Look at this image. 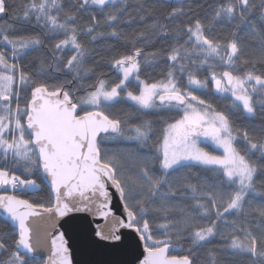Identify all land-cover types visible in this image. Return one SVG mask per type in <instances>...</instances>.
I'll use <instances>...</instances> for the list:
<instances>
[{"label":"snow or ice","instance_id":"snow-or-ice-1","mask_svg":"<svg viewBox=\"0 0 264 264\" xmlns=\"http://www.w3.org/2000/svg\"><path fill=\"white\" fill-rule=\"evenodd\" d=\"M166 3L0 0V19L12 12L0 23V188L37 190L39 173L52 197L0 195V264H72L64 234L40 226L70 213L102 220L93 243L127 245L128 264H264V0H212L210 19ZM217 23L232 31L209 35ZM111 38L127 49L103 60L115 81L90 47ZM161 64L160 79L141 78ZM124 101L130 111H107ZM164 112L179 118L159 132L142 119Z\"/></svg>","mask_w":264,"mask_h":264},{"label":"trees","instance_id":"trees-1","mask_svg":"<svg viewBox=\"0 0 264 264\" xmlns=\"http://www.w3.org/2000/svg\"><path fill=\"white\" fill-rule=\"evenodd\" d=\"M10 3H18L19 0H9ZM176 0H169V3L164 4V13L167 14L168 11L171 10L170 8V4L175 3ZM185 2V8H191L192 9V14L195 15L197 12L201 15V17L207 16L208 19L211 18V14L207 9V5L212 3V0H184ZM65 3L67 4V0H65ZM12 18V12L10 11L9 14L7 16H5L3 19H0V23H3L4 20H9L11 21ZM180 19H185L184 17H181ZM84 23L87 22V16L84 17V20L82 21ZM140 28V25L138 24H134L131 27H127L125 28V31L128 33L133 32L134 30H138ZM232 31V28L227 26V24L225 23H217L214 26V30L212 32L209 33V35L211 36H217L219 35L221 38H223L224 36H226L228 33H230ZM241 39L248 41L249 44L252 43L251 38L249 37L248 33L245 32H241L240 34ZM55 41H45V44H51L54 43ZM124 41L120 40V41H116L114 38H111L107 41H97L94 44L90 45V47L95 49L96 52V59H101V67L97 70V74H99L100 72H104L107 74V76L111 79V80H116V75L113 74V72L106 66L103 64V60H107L110 59L113 55L116 54V52H123L126 51L127 49L124 47ZM111 45L114 49L115 52H110L107 51V46ZM160 44L156 43L155 47H149L146 48L145 51L146 52H152L156 49H159ZM247 51H251V49H247ZM29 60L32 59V57L28 58ZM27 63V61H26ZM161 69H165L166 70V65L161 64L160 67L156 68V69H148L145 72H142L141 74V78L145 79L148 78L149 82H153L154 80L160 79V72ZM30 70H34V69H30ZM154 73V74H153ZM201 78H203V74L201 75ZM94 77L92 80H88L86 81V83H92L94 82ZM206 99H208L210 102L213 103V105L215 107H217L218 109H226L228 106V101L226 100H222L220 99L218 96L213 95L212 94V90L211 88L209 89L208 95L205 97ZM130 102L124 101V102H120L117 103L113 108L107 109L108 112L112 113V114H120L122 115L125 112L130 111V107H129ZM175 118H179L174 112H164L162 114H150L147 116H143L142 119H149V120H153V121H157L156 124H154V128L157 130V132H159L162 127H163V123L162 121L165 119H175ZM236 122L237 125L239 126L240 124H245V125H251V126H258L259 122L261 120V117L258 115L254 120H245L242 117H236ZM153 139H155V137H153ZM127 143L126 142H120L119 144H110L109 148H118V149H122L124 147H127ZM212 151V150H211ZM18 175H21L22 178H24L23 174H22V170L17 172ZM31 179H35L37 181V183L39 184V189L34 190V191H28V192H21V191H13V189L11 188H7V190L5 191V189L1 188L0 189V195L2 194H11V195H16L18 196V198L20 199H27L30 202H36V203H45L46 206H48L47 202L52 198L51 197V193H50V187L45 183L42 182V177H40L39 173H37L34 176L29 177ZM5 228V220L0 216V229H4ZM8 231H11V229H8ZM219 242V237H217V240L214 242L218 243ZM9 243H11V240H9ZM207 251V249H205L204 251L198 253V255L200 257H203L205 252ZM173 254H178V255H183V252H173ZM197 264H201L200 261L197 262Z\"/></svg>","mask_w":264,"mask_h":264},{"label":"water","instance_id":"water-1","mask_svg":"<svg viewBox=\"0 0 264 264\" xmlns=\"http://www.w3.org/2000/svg\"><path fill=\"white\" fill-rule=\"evenodd\" d=\"M46 184L49 186L48 183ZM112 207L119 214L118 199H113ZM0 216L4 220L6 219L5 214H2V210H0ZM55 223V228L49 227L44 222H41L40 226L41 229L47 228L52 235L64 234L72 264H128L132 259V252L127 245L121 248H112L104 246L103 243H93L95 237L91 235V230L95 229L97 224H102V220H98L87 213H70L66 217L58 218ZM48 245L50 248V238ZM48 254L42 251L41 257L46 259Z\"/></svg>","mask_w":264,"mask_h":264},{"label":"rangeland","instance_id":"rangeland-1","mask_svg":"<svg viewBox=\"0 0 264 264\" xmlns=\"http://www.w3.org/2000/svg\"><path fill=\"white\" fill-rule=\"evenodd\" d=\"M202 146H205V145H202ZM207 150H209V151L212 150V151H214L215 154H220V152L222 151V150L215 149V146L214 145H211L210 143L207 145Z\"/></svg>","mask_w":264,"mask_h":264}]
</instances>
